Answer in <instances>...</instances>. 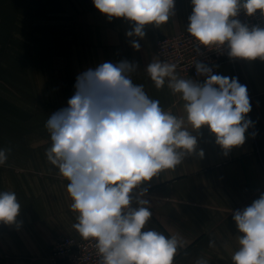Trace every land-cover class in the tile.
<instances>
[{"label":"clouds","instance_id":"9594fccd","mask_svg":"<svg viewBox=\"0 0 264 264\" xmlns=\"http://www.w3.org/2000/svg\"><path fill=\"white\" fill-rule=\"evenodd\" d=\"M109 21L132 23L128 37L143 39L148 25L159 28L175 15V0H93ZM187 32L196 52L227 49L231 59L264 61V27L242 22L243 13L264 19V0H191ZM140 49L137 40L131 45ZM203 83L181 78L175 63L158 58L145 71L157 89L167 87L184 101L185 117L165 111L158 100L135 84L134 62H102L76 78L68 106L51 113L45 127L51 146L46 158L69 181L70 208L78 213L73 228L92 240L99 264H174L183 242L157 230H143L152 212L143 185L175 170L187 157L204 152L198 146L207 128L227 155L245 143L252 125L248 89L237 78L213 74V68L195 61ZM10 149H0V165ZM136 206H133V205ZM21 205L12 191L0 192V223H16ZM239 248L232 264H264V193L249 206L232 211ZM214 247L215 242L210 241ZM195 264H209L198 258Z\"/></svg>","mask_w":264,"mask_h":264},{"label":"crops","instance_id":"0c3cea01","mask_svg":"<svg viewBox=\"0 0 264 264\" xmlns=\"http://www.w3.org/2000/svg\"><path fill=\"white\" fill-rule=\"evenodd\" d=\"M174 12L159 28L146 26L145 37L139 39L126 36L131 22L109 21L93 0H0V149L11 150L0 165V192H14L21 205L16 223H0V264H53L50 248L58 238H81L73 228L78 213L70 208L69 181L46 158L51 139L45 124L61 109L59 78L51 76L59 75L60 68H50L51 95L45 98V68L37 61L43 53L37 44L84 42L87 50L103 53V62H134L138 68L131 74L133 82L143 85L165 111L185 117L180 95L167 84L157 89L145 71L158 58L155 48L161 36L187 31L191 0H175ZM62 26L67 27L60 33ZM134 39L140 43L138 51L131 46ZM216 74L247 86L252 106L247 118L253 123L245 143L225 155L215 136L203 128L198 135L203 158L187 157L175 170H165L143 185L152 212L143 230L182 240L174 264H195L198 258L232 264L240 235L232 211L264 193V61L235 59L234 66L224 63ZM193 80L203 83L205 78Z\"/></svg>","mask_w":264,"mask_h":264},{"label":"built area","instance_id":"2783aa9c","mask_svg":"<svg viewBox=\"0 0 264 264\" xmlns=\"http://www.w3.org/2000/svg\"><path fill=\"white\" fill-rule=\"evenodd\" d=\"M238 18L250 25L264 27V19L260 18L259 13L253 17L241 13ZM155 53L161 61L175 63L176 71L188 79L205 78L197 75L195 61L213 68V74L218 72L222 64L234 66L235 61L228 57L226 48L209 51L201 46L197 53L195 41L187 31L176 36H161L156 42ZM50 261L53 264H99V257L94 241L62 236L50 248Z\"/></svg>","mask_w":264,"mask_h":264},{"label":"rangeland","instance_id":"374dc122","mask_svg":"<svg viewBox=\"0 0 264 264\" xmlns=\"http://www.w3.org/2000/svg\"><path fill=\"white\" fill-rule=\"evenodd\" d=\"M66 27L67 26L60 27V33H62V31H64ZM76 43L71 42L70 44H67L61 42L58 45L52 44L50 42H45L42 45L37 44L38 51L43 53L41 59L38 58L37 61L38 64L41 61L45 68V98L50 97L51 95V81L48 76L50 68H60V74H54L51 77L53 79L59 78L57 81L61 86V109L68 106L67 101H64V98L66 100L70 99L75 93L77 76L89 68H95L98 64L103 62V58L99 57V55L103 53L95 51L94 49L90 51L87 50L86 47H89V45L84 42ZM56 45L59 46V50H57L58 46L56 47ZM67 86L71 87L69 91L65 90V88H68ZM63 94L65 96H63ZM63 101L65 102L64 104Z\"/></svg>","mask_w":264,"mask_h":264}]
</instances>
